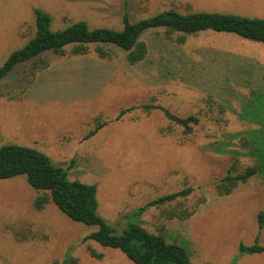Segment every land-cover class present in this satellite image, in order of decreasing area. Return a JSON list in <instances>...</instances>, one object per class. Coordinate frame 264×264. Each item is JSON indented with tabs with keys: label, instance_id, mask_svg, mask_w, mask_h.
I'll return each mask as SVG.
<instances>
[{
	"label": "rangeland",
	"instance_id": "rangeland-1",
	"mask_svg": "<svg viewBox=\"0 0 264 264\" xmlns=\"http://www.w3.org/2000/svg\"><path fill=\"white\" fill-rule=\"evenodd\" d=\"M170 9L263 18L264 0H0V67L34 38L37 10L51 17L52 31L80 21L121 31L123 16L136 22ZM139 41L148 52L134 65L112 46H103L109 58L101 59L93 45L77 56L68 45L64 55L46 52L15 66L0 79V147L35 149L68 179L94 185L97 213L117 233L137 224L184 247L193 264H264V252L239 248H264L257 224L264 177L229 195L217 184L230 168L236 175L253 166L240 155L250 126L236 113L251 90L264 87V45L212 32L177 45L162 29ZM161 109L198 123L185 134ZM184 189L191 194L150 204ZM40 194L25 176L0 180V264H54L65 255L78 264H132L86 239L96 228L51 202L37 211Z\"/></svg>",
	"mask_w": 264,
	"mask_h": 264
},
{
	"label": "trees",
	"instance_id": "trees-1",
	"mask_svg": "<svg viewBox=\"0 0 264 264\" xmlns=\"http://www.w3.org/2000/svg\"><path fill=\"white\" fill-rule=\"evenodd\" d=\"M35 16L34 38L24 48L13 53L0 67V79L15 66L32 59L39 60L46 52L64 55V47L68 45L72 46L70 54L75 56L86 54L89 46L93 45L95 53L101 59L109 58V53L103 46H112L126 52L127 62L134 65L144 60L148 52L146 44L139 41L140 37L153 29H162L164 37L177 45H183L187 38L206 32L232 35L247 42L264 45V17H241L217 12L182 14L170 9L136 22L123 16L121 31L90 28L83 21L73 23L62 31H52L51 17L47 13L37 10ZM256 88L241 101L240 111L236 113L239 121L250 126L239 135L244 150L240 155L251 158L253 166L236 175H232L230 168L217 183L221 195H229L238 184L245 183L253 176L264 177V87ZM153 108L144 107L147 111ZM126 111L128 110L121 114ZM161 111L169 121L181 126L185 134H191L192 127L198 123L195 116L179 118L165 109ZM236 135L238 134L231 136ZM18 176H25L30 187L42 192L34 201L37 211L51 202L71 221L96 228L86 239H91L104 248L120 251L132 264H193L184 247L168 243L161 235L151 234L137 224H128L117 233L97 213L96 187L68 179L66 171L54 165L47 155L14 144L0 147V180ZM191 192V189H184L150 204L174 201L177 197L189 196ZM257 224L260 230L264 229V209L257 214ZM239 248L242 253L250 255L264 252V248L256 244L250 247L240 245ZM89 251L92 258H101L100 254ZM54 264H78V260L65 255L63 260Z\"/></svg>",
	"mask_w": 264,
	"mask_h": 264
}]
</instances>
